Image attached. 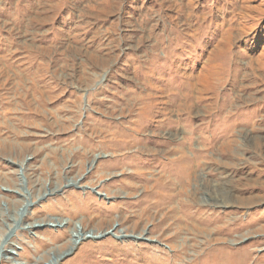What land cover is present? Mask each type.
I'll use <instances>...</instances> for the list:
<instances>
[{
	"label": "rangeland",
	"instance_id": "1",
	"mask_svg": "<svg viewBox=\"0 0 264 264\" xmlns=\"http://www.w3.org/2000/svg\"><path fill=\"white\" fill-rule=\"evenodd\" d=\"M0 264H264V0H0Z\"/></svg>",
	"mask_w": 264,
	"mask_h": 264
},
{
	"label": "bare ground",
	"instance_id": "2",
	"mask_svg": "<svg viewBox=\"0 0 264 264\" xmlns=\"http://www.w3.org/2000/svg\"><path fill=\"white\" fill-rule=\"evenodd\" d=\"M41 72H42V69L41 68H37L36 71H35V75H36V80L33 82V84H38V80H41ZM40 77V78H39ZM16 79V78H15ZM135 133V132H134Z\"/></svg>",
	"mask_w": 264,
	"mask_h": 264
}]
</instances>
